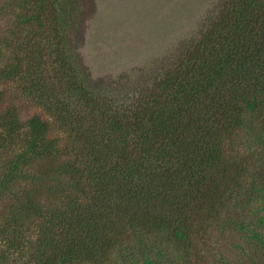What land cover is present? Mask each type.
Masks as SVG:
<instances>
[{
    "label": "trees",
    "instance_id": "1",
    "mask_svg": "<svg viewBox=\"0 0 264 264\" xmlns=\"http://www.w3.org/2000/svg\"><path fill=\"white\" fill-rule=\"evenodd\" d=\"M9 8L18 44L0 78L50 121L0 117V264H105L154 237L184 257L243 210L249 166L264 167V0H223L164 74L114 95L73 63L78 0H4L0 16ZM252 192L260 226L258 180ZM250 224L236 225L258 236Z\"/></svg>",
    "mask_w": 264,
    "mask_h": 264
},
{
    "label": "rangeland",
    "instance_id": "2",
    "mask_svg": "<svg viewBox=\"0 0 264 264\" xmlns=\"http://www.w3.org/2000/svg\"><path fill=\"white\" fill-rule=\"evenodd\" d=\"M78 1L81 24L70 37L73 63L85 84L100 94L114 95L118 90L126 93L127 87L133 91L131 84L148 87L150 80L164 74L184 46L200 39L201 28L208 24L207 18L218 10L223 0ZM3 2L0 0V6ZM2 13L0 40L6 38L11 45L9 48L4 45L6 51L1 49L0 56L8 51L16 54L14 47L18 43L11 30L16 27L13 16L17 8H9L8 16ZM8 21L11 30L3 27ZM1 61L0 72L5 67ZM17 93L12 80L0 78V117L13 109L22 121L33 116L50 121L39 105L32 104L31 97L19 98ZM250 166V175L244 179L245 188L240 195L243 210L227 213L225 217H230L197 235L188 255L175 256L163 238H141L120 253L112 254L105 264H142L144 255H150L155 264H264V220L256 226L261 214L256 210L254 214L255 205L244 203L246 195L253 193L257 180L264 187V167L255 164L253 167V163ZM254 169L256 176L251 174ZM241 222H251L249 228L258 236L236 225ZM157 249L164 250L166 258L158 259Z\"/></svg>",
    "mask_w": 264,
    "mask_h": 264
}]
</instances>
